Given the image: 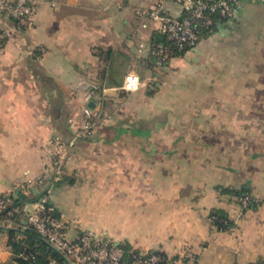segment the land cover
<instances>
[{"label": "crops", "instance_id": "crops-1", "mask_svg": "<svg viewBox=\"0 0 264 264\" xmlns=\"http://www.w3.org/2000/svg\"><path fill=\"white\" fill-rule=\"evenodd\" d=\"M155 1L37 0L26 29L0 14V196L41 174L52 136H73L87 90L133 72L142 87L107 86L106 116L77 140L54 187L68 238L90 230L188 264L254 262L264 256V10L255 8L254 31L244 10L154 70L157 31L134 11ZM222 188L260 203L242 210ZM19 196L29 209L38 189ZM212 209L234 227H213ZM9 229L24 237L25 220L0 222V264H15Z\"/></svg>", "mask_w": 264, "mask_h": 264}, {"label": "built area", "instance_id": "built-area-1", "mask_svg": "<svg viewBox=\"0 0 264 264\" xmlns=\"http://www.w3.org/2000/svg\"><path fill=\"white\" fill-rule=\"evenodd\" d=\"M264 3V0H156L150 7H138L135 14L142 18V29L153 28L164 34L180 51L194 49L204 38L215 34L221 26L237 20L244 3ZM37 0H0V14L15 19L19 26L31 28ZM8 37L7 30L0 25V45ZM143 46V44H140ZM149 56L154 58V70L164 68L168 57L162 45L150 46ZM138 74L128 72L117 89L132 92L142 87ZM109 88L93 86L86 91L82 106L81 121L75 124L72 137L52 136L43 148L45 165L34 179L18 184L16 194L25 193L31 187L38 189V196L27 209L22 206L9 207L7 195L0 196V222L6 225L25 220L26 227L35 231L40 238L55 247L70 264H188L185 254L169 256L157 250H136L121 244L103 240L90 230L80 231L73 239L68 238L66 222L56 217L53 202L55 185L64 174V162L77 140L91 134L94 127L105 116L104 102ZM95 101L94 106H88ZM251 196L235 197L241 209L248 206ZM255 200H258L255 197ZM210 221V219H209ZM21 257L34 258L32 254L20 253ZM47 264H66L55 258H48Z\"/></svg>", "mask_w": 264, "mask_h": 264}, {"label": "trees", "instance_id": "trees-1", "mask_svg": "<svg viewBox=\"0 0 264 264\" xmlns=\"http://www.w3.org/2000/svg\"><path fill=\"white\" fill-rule=\"evenodd\" d=\"M10 20L17 27L22 29L24 28L22 26H19L15 19L10 18ZM151 41V46H157L159 44H162L166 48V54L168 58L184 53V51L177 50L174 47L173 43L167 40L164 34H161L159 32H155L152 35ZM3 43L4 42H2L0 47L3 45ZM150 61L153 62L154 58L150 57ZM98 86L101 85L98 84ZM222 191L230 193L234 197H241L244 195L251 196L248 202V206L243 208L242 210L255 209L260 203L259 200H255V196L252 195L250 191L245 188L235 190L222 188ZM7 198L9 199V207L22 206L24 204V200L19 196V194H16L15 192L11 193ZM208 218L210 219L211 225L215 227L218 231L225 232L229 231L234 227V222L228 217V215L223 210L212 209L209 213ZM38 237V234L28 227H26L24 237L22 238H18V235L14 229H9L7 231V244L14 255L15 264H47L48 258H55L58 261L63 262L60 256L55 251H53L45 242L39 240ZM22 252L25 254H32L34 258L32 259L21 257L19 254ZM162 264L168 263L164 262ZM248 264H264V256L259 257L256 261L250 262Z\"/></svg>", "mask_w": 264, "mask_h": 264}, {"label": "rangeland", "instance_id": "rangeland-1", "mask_svg": "<svg viewBox=\"0 0 264 264\" xmlns=\"http://www.w3.org/2000/svg\"><path fill=\"white\" fill-rule=\"evenodd\" d=\"M244 4H243V6H242V8L240 10V13H242L244 10L246 12L249 11V16L248 17H250V19L247 20L248 21V26L247 27L250 26L249 30H253L254 31V27H255V23H256V20H255L256 19L255 8H260L261 10H264V3H256V4H253V6L247 7V8H245L246 5H244ZM240 13H239V15H240ZM263 14H264V12H263ZM257 16H259V15H257ZM263 20H264V15H263Z\"/></svg>", "mask_w": 264, "mask_h": 264}, {"label": "water", "instance_id": "water-1", "mask_svg": "<svg viewBox=\"0 0 264 264\" xmlns=\"http://www.w3.org/2000/svg\"><path fill=\"white\" fill-rule=\"evenodd\" d=\"M121 83L122 82H110V81H108L107 82V86L108 87H119L120 85H121ZM88 106H90V107H93L94 106V102L93 101H90V102H88ZM246 187V186H245ZM20 196L21 197H23V195L22 194H20ZM38 239L39 240H41V241H43V242H45V240H43L42 238H40V237H38ZM53 251H55L59 256H60V258L66 263V264H70L69 262H68V260L55 248V247H53V246H51V245H49L47 242H45Z\"/></svg>", "mask_w": 264, "mask_h": 264}]
</instances>
